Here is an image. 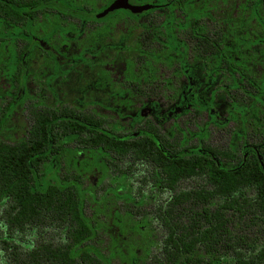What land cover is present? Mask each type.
<instances>
[{
  "label": "trees",
  "instance_id": "trees-1",
  "mask_svg": "<svg viewBox=\"0 0 264 264\" xmlns=\"http://www.w3.org/2000/svg\"><path fill=\"white\" fill-rule=\"evenodd\" d=\"M41 1L0 0V80L8 75V86L0 84V99H7L0 107V264H115V251L106 253L99 243L108 223L86 212L83 176L61 172V157L71 142L78 144L74 157L92 153L102 167L112 168L116 178L127 182L126 172L133 164L127 163L128 170L120 162H147L153 195L169 193L154 212L166 233L158 250L151 258L133 256L130 264H264V142L259 149L240 151L201 144L198 150L184 147L166 152L168 141L148 120L143 128L122 133L105 128L106 121L93 113L62 105L60 100L54 105L31 102L32 122L25 136L16 142L1 137L26 89L32 47L25 39ZM217 34L216 63L238 64L240 60L233 56L226 59L230 46L224 43L223 31ZM9 40L18 50L10 66L1 63ZM242 46L236 42L230 48L234 52ZM60 64L55 65L57 73ZM8 68L11 70L4 72ZM229 71L238 74H233L236 78L230 85L239 91L247 84L256 96L263 93L260 103L264 106V78L245 76L240 68L214 69L217 74ZM232 103L242 105L238 100ZM188 105L183 113L189 111ZM191 105L196 111L212 107L203 101ZM137 117H146L143 108ZM185 180L197 182L191 188H180ZM120 186L126 191L123 183ZM122 195L139 208L151 198L150 194L134 198L130 191ZM142 220H136L131 228L145 231L142 223L147 221ZM144 251L147 256L149 250Z\"/></svg>",
  "mask_w": 264,
  "mask_h": 264
},
{
  "label": "rangeland",
  "instance_id": "rangeland-1",
  "mask_svg": "<svg viewBox=\"0 0 264 264\" xmlns=\"http://www.w3.org/2000/svg\"><path fill=\"white\" fill-rule=\"evenodd\" d=\"M111 1L112 0H69L65 1L64 4L74 9L85 7L93 14H97ZM151 1L154 0H132L135 4ZM156 1L159 3L164 2V0ZM219 1L221 0H216L217 3ZM245 1L248 0H227V3L223 0V2H219L221 7L217 8L216 16H219V18L221 17L223 23L222 21L216 23V28L217 30L223 31L225 45L231 48L235 46L236 42L238 45L240 43L243 45L244 52L238 48L237 50L240 51L235 49L231 56L240 61L244 56V60L241 62L244 64L241 65L242 68H247V65L250 66V64L255 63L252 65L250 73L261 79L262 77L264 78V6L260 15L258 14L257 7L259 6L261 8L262 4L264 5V0H249V10L245 6ZM184 4L186 6L188 4L190 5V0H184ZM200 4L201 7L194 10L193 13L188 14V16L195 18L208 17V3L201 2ZM172 8L173 7L170 6L169 10L171 11ZM127 15L130 17L137 16L126 10H116L99 21L101 24V32H104L107 29L108 23H111L113 26L109 31L99 33L97 30L89 29V27L87 33L81 38H79L80 31L71 36L69 34L70 30H67L66 26H56V33H51V42L54 45H61V43L64 42L66 46L71 44L73 47L69 48L72 52H76L80 48L86 46L99 49L102 45L110 43L116 44L119 42L120 36L127 33V39L125 41L126 48L113 49L107 46V48L100 53L97 54L95 52L94 54H87L86 57L82 52L71 55L66 49L56 48L53 50L54 59L61 60L67 65V68H60L59 73H57L56 70L58 66H55L57 63L45 54L42 49L37 48L32 51L26 65L28 76L25 88L27 92L25 91L23 96L20 97V104L12 111V114L4 126L5 128L1 131V137L7 141L16 142L25 136L32 122L30 110H32L33 107L31 102H44L48 105H54L58 103L57 100H60L62 105L75 106L91 112L98 117L105 118L107 127L111 128L119 124V127L122 126V128L125 129L124 132L135 130L137 127H143L144 125L141 120L137 124H133V121L129 117L120 118L117 110L122 109L124 112L133 115L144 105L143 102L148 98V95H150L151 98H158L161 100L163 109L168 108L172 102L165 98L163 99V96H159V94H162V89L159 91V89L156 88L155 90H151L149 94L143 96L136 93L134 97H129L130 101L126 97L129 92L125 89H121L123 86L122 84L128 83L127 81H134V83L138 84L134 77H128L131 73L139 79L144 74L142 77L144 81L149 84L157 78L153 69L156 63L163 62L166 58L167 65H172V59L169 53L167 55L168 57L151 53H143L142 57L136 52L138 48L136 37L141 30L140 27L137 26L135 29H131L129 28V23L123 21L116 24L118 18H125ZM225 16L226 18H224ZM49 24L46 16L41 17L36 31L41 33L45 32L43 31L44 29L50 31L51 25ZM168 25L175 24L168 22ZM83 30L84 33L86 28L84 27ZM257 32H260V34ZM37 35L44 41H48L50 37L48 33ZM169 38L171 48L174 47V50L177 52V47L180 43L173 34L169 33ZM171 41H173V43H171ZM124 49L126 50L123 51ZM17 53L18 50L15 45L10 40L7 41L2 50V65L10 66V64L15 61ZM178 53L180 52L178 51ZM26 55L25 53L24 60ZM133 61L134 65H131ZM178 62L180 63L181 71L186 74H193V69H191L190 65L186 64L183 55H179ZM158 68H160V72H164L161 71L164 69L162 65H158ZM216 69L218 70V67ZM10 70L11 69L8 68V70L5 69L4 72H9ZM165 73L166 72H164V75ZM6 76L8 75L6 74L5 77L0 80V84L7 87L8 79H6ZM205 77L208 85L211 86L215 83L214 87L211 86L209 90L211 93L218 92H216L218 100L216 104L220 107L222 118L225 117L230 110H234L244 118L246 114H250L253 111L252 105H245V99H242L240 91L232 92L231 96L236 97L242 104L241 107H237L234 103H231L230 106L229 99L226 95L229 94L233 87L231 85H224V83L231 82L230 78L226 76L221 77L219 74L218 81L216 80L215 82L212 72H208ZM162 84L168 85V82L163 80ZM115 91L118 92L116 95L114 94ZM2 95L3 89L0 87V98H2ZM123 99H127L128 101ZM251 99L252 102H262L263 100L259 95L254 98L251 97ZM5 101H7V99H0V107L5 104ZM22 101L23 104H21ZM231 101L233 102V99ZM193 104L197 105L194 102ZM258 108H263L264 110V107L261 105H259ZM144 110L146 115L144 122L146 120L152 122L162 133L176 134V132H178L180 134L179 128L187 132H196L199 128H203L206 133L205 143L222 149H226L229 146L230 131L234 130V128L236 131L241 130L242 126L240 117L235 113L232 119L233 121L227 124L226 128H223L220 127L222 125L209 124L210 121H208L207 111L199 112V114L195 116L191 114L189 116L183 115L176 120L170 118L167 122L161 124V122L156 121L157 119L153 116H150L147 109L144 108ZM258 112L259 111H257V113ZM255 123L257 127H264V123L256 119ZM176 126H178V129L175 128ZM248 128H250V125ZM177 136L179 135L177 134ZM192 138L188 141L189 144H196V139ZM233 141L239 142V138L234 137ZM236 144L238 145L239 143ZM77 146L78 144L73 142L65 145V151L61 157V172L63 174L74 172L83 176L84 187L87 188V193L85 194L87 214L95 217L98 216L100 220L105 219L108 223V225H106L107 229L101 233L100 237L102 241L99 240L100 246L106 250V253L112 250L115 251V264H130V258L133 256L137 258H151L154 252L158 250L162 238L166 235L162 223L154 216L155 207L159 202H164L169 193H158L156 196L151 193L150 186L152 182L149 178V165L138 163L133 172H130L127 182L123 180L124 178L121 180L120 177L116 178L112 168L105 169V167H102V163L98 162V160L93 157L92 153H84L79 159L74 157ZM236 149L239 151L241 150L239 145ZM76 159L79 160V162H77ZM120 183L126 186V191L121 189L122 186H120ZM195 185V181L191 180L184 182L183 188H191ZM115 189L118 190V194ZM129 191L134 195V198H138L142 194L150 192L151 198L148 199L144 207L139 208L133 206L131 201L123 199L122 194ZM143 214H146L145 218ZM141 218L143 219L142 222L145 220L147 221L146 223H142V226L145 224L143 228L145 231L143 232L131 228L133 223ZM115 237L119 238L117 242L114 241ZM147 249L149 252L148 255L145 256L144 250Z\"/></svg>",
  "mask_w": 264,
  "mask_h": 264
},
{
  "label": "flooded vegetation",
  "instance_id": "flooded-vegetation-1",
  "mask_svg": "<svg viewBox=\"0 0 264 264\" xmlns=\"http://www.w3.org/2000/svg\"><path fill=\"white\" fill-rule=\"evenodd\" d=\"M69 0H43L39 4H37L40 7V11L38 15L36 16L34 26L31 28V33H28V38H23L27 43H30L31 45L29 47L30 51H34L37 48L42 49L45 54H47L55 63L61 62L62 64L59 65L61 69L67 68V65L61 61V60H55L53 50L56 48L60 49H66L68 53L71 55H74L75 53L82 52L85 57L87 54H94L95 52L98 54L107 46L111 48H126L125 41L127 39V33L120 36V40L116 44H107L102 45L99 47V49L92 46H86L80 48L76 52H72L69 47L71 44L66 46L65 42L61 43V45H54L51 42V33H56L55 27L58 25H64L66 26L67 30H70V35L73 36L77 32H81L79 35V38L84 36L89 29L97 30L99 33H104L106 31H109L112 28V24L108 23L107 29L104 32H101V24L100 20L107 17L109 14L115 12L116 10H126L130 13H134L137 16L130 17L127 15L125 18H118V21H116V24H118L120 21H123L125 23H129V28L135 29L137 26L140 27V32L136 37V41L138 44L137 53L143 57V53H151V54H161L162 56L168 57V53L170 55V58L172 59V65H167L166 58L163 60V62L156 63L153 67L154 73L157 75L156 80L150 82L147 84L144 81V78L141 76V78L135 77L134 74H129L128 77L132 78L134 77L135 80H137L138 84L134 83V81H127L128 83L122 84L121 89H125L129 93L126 95L127 99L130 101L129 97H134L135 94H140L141 96L149 94L151 90H155L156 88L159 89V91L162 89V94H159V96H163V99H167L168 101H171V105L163 109V105L161 104V100L158 98H151L150 95H148V98L143 102V106L141 108H145L148 110L150 116H153L156 121L161 122V124H164L167 122L168 119L173 118L174 120L181 118L183 115H197L199 112L207 111L208 112V121H210L209 124H216V125H222L220 127L226 128V125L229 124L232 119L234 118V114L228 113L225 117H221V111L220 107L216 104L218 102L216 92L211 93L210 87H214V84L211 86L208 85L206 74L208 72H212V76L218 81L219 74L222 76H226L231 79L236 78L238 76L237 73H215L214 69L217 67L223 66V68H240L244 71L245 76L247 74H251L248 71H251L252 65H247V68H242L241 62L244 60V56L242 60L238 64H229L225 62L224 64H217L215 61V41L217 38L218 30L216 28V23H219L222 21L221 17L216 16V10L217 8H220L221 4L219 2H223V0L219 1L218 3L216 0H190V5L187 6L184 4V0H164V2H157L156 0L151 2H145L142 4H135L132 2V0H129L131 4L134 5H151V7L147 10H144L142 12H133L130 9H116L112 12H109L107 15L103 17H96L99 13L103 12L114 0H112L110 3H108L101 12L97 14H93L90 12L89 9L83 7L79 9L70 8L69 6L65 5L64 2ZM201 2L208 3V11L209 15L208 17L204 18H195L190 17L188 14L193 13L194 10L201 7ZM213 3V5H212ZM225 3H227V0H225ZM248 5V6H247ZM254 5V4H253ZM252 5V7H253ZM83 6V5H82ZM81 6V7H82ZM172 6V10H169V7ZM245 6L249 10L250 9V1H245ZM262 7L258 8V14L262 13L263 9ZM244 8V9H246ZM46 16V19L49 21V25H51L50 31H47V29H44L45 32H38V22L41 17ZM212 16V17H210ZM228 16V15H226ZM226 16L224 18H226ZM79 18V19H77ZM135 18V19H134ZM172 20V21H171ZM243 21V20H242ZM246 21V20H244ZM168 22H172L175 25H168ZM223 23V21H222ZM227 23V22H224ZM230 25V24H229ZM84 27L86 28L85 32L83 33ZM90 27V28H89ZM89 28V29H88ZM88 29V30H87ZM73 31V32H72ZM45 33L49 34V40L44 41L41 37H39L37 34L43 35ZM98 33V34H99ZM169 33L175 35L176 40L180 43L177 47L178 51L174 50V47L171 48L170 45V38ZM260 34V32H257ZM262 34V33H261ZM60 36V35H59ZM224 36V35H223ZM244 37V36H243ZM246 37V36H245ZM225 42V39H224ZM173 43V41H171ZM211 43V45H210ZM19 46V45H18ZM28 47V48H29ZM264 48V46H263ZM124 49L123 51H125ZM242 52H244L243 46L240 48ZM226 59L230 61L231 55L233 52V49L230 47L226 48ZM96 54V55H97ZM179 55H183L184 59L186 61L187 65L191 66V69H193V74H186L185 72L180 70V63ZM244 55V54H243ZM87 59V58H86ZM144 61V60H143ZM142 64V63H141ZM80 65V64H79ZM131 65H134V61L131 63ZM130 65V66H131ZM158 65L163 66V70L166 72L164 75V72H160V68H158ZM217 66V67H216ZM233 74L236 75L233 76ZM204 75V76H203ZM252 75V74H251ZM166 80L168 82V85L162 84V81ZM126 81V80H125ZM212 82V81H211ZM230 81L227 83H224V85L228 86L231 83ZM244 81H242L243 84ZM211 84V83H209ZM10 86V84H9ZM27 89H25L26 91ZM238 89L232 88L228 95H226L229 99V104L231 106L232 99L233 101H237L235 96H231L232 92L237 91ZM117 91V90H116ZM114 92L116 95L118 92ZM241 92V97L245 101V105H251L252 98L256 97V93H251L253 89L249 88L247 84L243 86V89L239 90ZM250 91V93L248 92ZM218 93V92H217ZM118 97V96H117ZM150 97V98H149ZM260 97L263 99V93L260 94ZM127 99H123L128 101ZM209 102L211 103L212 107L211 109H204L200 111H196L194 105H191L194 103L198 104V102ZM247 101V103H246ZM188 103L189 111L183 113L181 110L184 108L185 104ZM101 104V103H100ZM158 104V105H157ZM263 106L260 102H256L255 105L252 104L253 111L250 114H246V117L244 118L240 114L238 116L241 120V130L236 131L234 130L230 131V141L228 149L231 147H239L243 150L247 149H259L261 148V144L264 142V127H257L255 123V119L259 122L264 123V110L263 108H258V106ZM264 107V106H263ZM140 108V109H141ZM83 110V109H82ZM121 112H120V111ZM116 112L119 114L120 118H131L133 121V124H137L140 120L142 121L144 125V118L137 117V112L135 114L130 115L129 113L124 112L122 109H119ZM86 111V110H85ZM145 111V110H144ZM257 111H259L257 113ZM101 118V117H100ZM222 118V120H221ZM105 120V118H102ZM106 121V120H105ZM147 121V120H146ZM250 125V128L248 126ZM108 129L117 130L118 132L127 133L129 131L124 132V128L122 126L119 127V124L114 127H107V121H106V127ZM143 127H137L136 129H141ZM175 128L178 129V126ZM159 129V128H158ZM180 129V134L176 132V134L172 133H162L159 129L160 135L164 137L168 142L165 146L166 152H172L174 149L176 150H183L184 147H187V150H198L201 146V144L205 143V130L202 128H199L196 132H187L184 129ZM176 130V129H175ZM133 131V130H130ZM134 132V131H133ZM190 133V134H189ZM177 134L180 136H177ZM193 137V138H192ZM239 138V142H234L233 138ZM196 139V144H189V140ZM188 142V143H187ZM236 143H239L238 145ZM209 145V144H208ZM237 145V146H236ZM227 149V148H226ZM120 162V161H119ZM122 165L121 167H129V164H133V169L129 167L128 170L129 173L126 172V174L130 175V172H133L135 167L138 163L143 162H137L133 161L132 159H124L120 162ZM144 164L148 165V163L144 162ZM131 165V164H130ZM151 170V169H150ZM151 177V174L149 173V178ZM151 179V178H150ZM152 181V180H151ZM191 181V180H185L180 182V188H183L184 182ZM197 181H195L196 183ZM152 185L150 186V191L152 193ZM155 190V189H154ZM150 192L145 194H151ZM163 193V192H160ZM153 194V193H152ZM155 195V194H154Z\"/></svg>",
  "mask_w": 264,
  "mask_h": 264
},
{
  "label": "water",
  "instance_id": "water-1",
  "mask_svg": "<svg viewBox=\"0 0 264 264\" xmlns=\"http://www.w3.org/2000/svg\"><path fill=\"white\" fill-rule=\"evenodd\" d=\"M151 7V5H134L129 2V0H114L103 12L99 13L96 17H103L109 12H112L116 9H130L133 12H142Z\"/></svg>",
  "mask_w": 264,
  "mask_h": 264
}]
</instances>
